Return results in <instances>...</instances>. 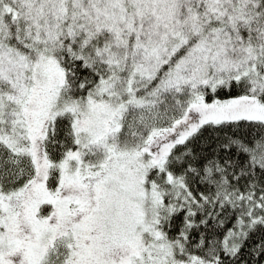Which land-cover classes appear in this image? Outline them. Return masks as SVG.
<instances>
[{
    "label": "snow or ice",
    "instance_id": "1",
    "mask_svg": "<svg viewBox=\"0 0 264 264\" xmlns=\"http://www.w3.org/2000/svg\"><path fill=\"white\" fill-rule=\"evenodd\" d=\"M0 264H264V0H0Z\"/></svg>",
    "mask_w": 264,
    "mask_h": 264
}]
</instances>
